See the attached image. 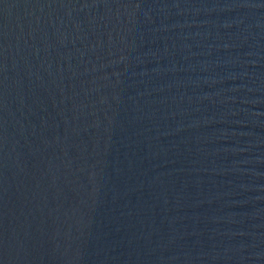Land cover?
Here are the masks:
<instances>
[{
    "label": "water",
    "instance_id": "95a60500",
    "mask_svg": "<svg viewBox=\"0 0 264 264\" xmlns=\"http://www.w3.org/2000/svg\"><path fill=\"white\" fill-rule=\"evenodd\" d=\"M0 264H264V0H0Z\"/></svg>",
    "mask_w": 264,
    "mask_h": 264
}]
</instances>
